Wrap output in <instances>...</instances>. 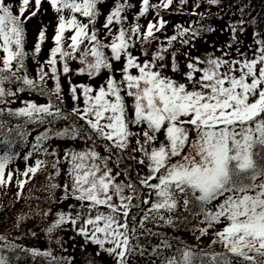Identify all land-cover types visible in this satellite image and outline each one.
Here are the masks:
<instances>
[{"label":"snow or ice","instance_id":"snow-or-ice-1","mask_svg":"<svg viewBox=\"0 0 264 264\" xmlns=\"http://www.w3.org/2000/svg\"><path fill=\"white\" fill-rule=\"evenodd\" d=\"M44 2L34 0L35 10H30L33 0H19L13 11L11 0H0V104L10 103L8 97L25 91L48 97L45 104L22 101V107L0 109V145L6 146L0 154V186L12 181L13 172L6 173V169L18 158L12 151L17 139L27 142L30 131L25 126L47 124L24 157L25 171L17 170L16 174L34 177L48 166L49 161L42 159L28 165L34 153L53 157L51 167L57 175L59 165L65 162L69 183L63 185L64 199H74L81 209L75 215L59 212L47 228L48 234L71 225L77 235L98 246L97 255L102 251L115 264H127V256L133 251L130 233L136 232L129 226L130 220L135 221L130 213L136 208L144 213L139 227L149 234L145 221L179 227L200 218L198 222L205 227H193L192 234L199 232V240L209 236L211 230V244L223 248L221 252H197L181 241L162 264H264V40L256 41L259 47L253 59L243 53H239L243 59L238 60L214 56L201 59L184 53L186 71L181 72L182 80H177L164 73L168 67L164 61L168 48L178 36L188 34L189 28L177 26V34L167 38L168 47H160L141 62L130 49L136 46L137 38L141 43L158 39L154 29L158 32L165 27L163 19L149 22L143 33L139 24L126 29L122 13L131 5L116 3L98 28L102 14L99 6L104 0H46L58 19L54 46L47 60L38 62L37 76L32 78L25 67V25L37 16ZM172 2L166 0L163 7L167 9ZM150 7L160 6L142 0L139 17L145 16ZM113 25L119 26L115 35ZM45 31L42 28L38 34L33 59L42 51ZM198 32H192V36ZM181 43L189 45L191 40L182 39ZM143 55L148 57L146 51ZM72 60L81 65L76 75L92 79L102 72L107 75L99 86L73 84L69 79L72 107L65 110L60 78L73 72L69 64ZM122 60V67H115ZM171 61V70L180 72L175 52ZM49 73L51 89L45 86ZM6 84L17 87L13 91ZM5 116L22 119L23 124L9 126ZM57 121L68 123L54 129ZM53 139L80 140L83 147L64 150L61 157L56 148L49 151L46 146ZM127 160L146 171L131 169L124 164ZM122 173L127 182L118 181ZM26 182L16 181L20 188ZM48 187L61 185L50 183ZM141 189L147 192L140 203L149 205L151 201L146 210L140 203H132L140 198ZM0 242L10 252L19 248L33 258L51 256L49 251L22 248L4 236H0ZM172 247L165 239L154 253ZM0 264H10L8 256L0 254Z\"/></svg>","mask_w":264,"mask_h":264},{"label":"trees","instance_id":"trees-1","mask_svg":"<svg viewBox=\"0 0 264 264\" xmlns=\"http://www.w3.org/2000/svg\"><path fill=\"white\" fill-rule=\"evenodd\" d=\"M11 3L13 5V11H16L19 6V0H11ZM116 3H124L131 5V7L127 8L122 13V15L125 17L124 27L128 29L132 25L139 24L140 30L143 33L145 31L144 24L141 20V18L143 17H139V15L137 16L138 12L136 11V4L134 0H104V3L99 6L102 14L97 20L96 27L99 28L103 25L106 16L109 14L110 10L115 6ZM149 3L150 5L161 6V4H158L155 0H149ZM180 5H182V8H192L194 10H198L204 15L205 13L209 14L211 12L214 14L218 10L223 9L224 6H229L227 10H224V12L222 13L223 17L230 19L237 18L238 20H242L241 22H251L254 26L257 40H264V0H218V3L216 4L209 3V0H186V3L184 4H181L180 0H173L171 4V6ZM197 5L199 6L197 7ZM161 7L163 8V6ZM161 7H150L148 12L150 11L151 13H153V17L155 19L158 17L159 20H164L163 16H165L166 13L162 10ZM46 9L52 10L50 5L45 0V2L40 8V11L37 13V16L33 17L25 25L27 33L25 41V50L28 52V57L25 61V67L29 76L32 78H36L37 76L38 62L42 64L45 60H47L50 49L54 46L53 37H51L50 34L47 32L46 25L44 24V22H42L41 29L43 28L46 30V38L41 45V53L38 57L33 59L32 52L35 44L37 43L39 34L38 33L35 35V37H33L34 27L36 23L42 21ZM169 9H171L170 11H175L172 7H169ZM30 10H35L34 0L32 5L30 6ZM167 12H169L168 9ZM187 13L191 14L188 11ZM28 14L29 13H26V15ZM65 15H67V13H65ZM193 15H196L199 19L203 18L199 14ZM137 17H139V19H137ZM171 17L173 18V21H170L169 23L166 22L165 27L163 29L158 32H156L154 29L155 35L158 37V39L152 40L151 43H141L140 39L137 38L136 46L130 49L133 55L137 57L146 58L143 55V53L146 51L148 53V57H151L152 53L157 51L160 47H168L167 38H170L177 32V26H179L180 29H183L180 23H176V20L180 16L175 14ZM112 27L113 34L115 35L119 26L113 25ZM100 35L103 36L104 32H101ZM110 38L111 37H109V39ZM153 43L158 45L157 50L155 48H152ZM179 44L180 43L176 40L173 42L172 46L168 48V52L170 53V59L171 54L173 52H175L176 56L178 57ZM107 51L108 50H106V52ZM108 54H110V52H108ZM2 56L3 52L0 51V57ZM123 62L124 61L122 60L121 62L116 63L115 67H122ZM164 63L167 64V59L164 61ZM69 64L70 67L73 69V72L69 73L68 76L62 75L60 78L65 100V103L62 105V107L65 110H70L72 107V101L69 93V80L67 79L69 75L79 76L86 82L84 84H90L93 86H99L100 84L104 83V80L107 75L106 73L102 72L101 75L96 77L95 79L89 78L87 75H76L74 74L75 71L81 67V65L78 63V60L69 61ZM45 71H48L46 66ZM102 75H105V77H103ZM117 78H119V74H117ZM45 86L48 89H51L53 87L51 73H49V78ZM5 87L11 88L13 91H15L17 85L6 84ZM28 95L33 96L35 98V102L38 104H45L48 102L47 96H41L38 92L35 91H25L23 93H18L17 97H8L10 103L0 104V109H16L22 107V101H28L27 99H25V97H27ZM4 119L8 120L9 126H14L15 124H23L22 119L9 118L7 116H5ZM67 123L68 122L66 121H57L52 127L54 129H62L67 125ZM25 127L30 131V135H28L27 137V142H21L17 139L14 148H21L24 146L30 147V144L34 142L35 136L40 132H43L45 128L48 127V125L45 124L37 127L29 124ZM13 137H15V133H13ZM63 142L72 141L53 139L48 141L46 146L49 148L50 151L52 150V148H56L57 151L61 153L59 144ZM73 142H79L80 144H83V141L80 140ZM5 150L6 146L0 145V152H4ZM50 158H52V160L54 159L51 156ZM124 164L129 165L130 168L133 170H137V165L135 164V161L127 160L124 162ZM124 164H122L121 167H123ZM59 168V175L56 174V169L54 173L52 172V174L50 175L52 177V180H49L50 176L48 178L41 177L38 183L36 184L35 188H30V194L28 196H23L17 199V197H14L13 187L11 191L5 190L3 194L0 195V236H4L7 241L20 245L22 248H36L41 252L49 251L52 253V256L49 257L37 256L33 258L30 254L21 251L19 248L14 252H10L6 248H4L3 242H0V249H3L2 253L0 254L8 256L10 264H66L67 261L63 256V248L61 246L63 239L60 234L61 230L64 229V225L60 228L55 229L51 234L47 233V228L57 218L53 216V211L57 212L56 207L58 206V204L65 200L63 192V185L65 184V180L62 177L65 172V162L62 161L59 165ZM50 183H56L58 185H61V187L56 189H50L48 187ZM137 187H139V185H137ZM146 192V189H141L140 198L134 199L132 203H140L141 200L145 198L144 193ZM150 203L149 205H144L140 203V206L141 208L146 210L148 207H150ZM143 214L144 213L142 211L136 208H133L132 212L130 213V217L132 215H135V221L132 222L130 220L129 226L130 228L135 227L136 232L135 234L130 233V245L132 246L133 251L127 256V264H162L164 257L175 253L176 247L180 246L181 241H183L184 244L190 245L192 249L197 252L200 249L216 252L223 251L221 245L211 244V241L214 238L213 236H211V239L206 246L201 245L197 241L196 236H198V232L194 236L192 234L191 229L193 227H198V218L191 219V223L187 224V226L181 224V226L179 227H169L163 222L153 223L150 221H145V228L150 230L151 233L149 234L148 231H145L144 229H141L139 227V221L142 218ZM21 217H23V219H20ZM33 233H35V235H33ZM165 239L169 243H171L173 247L171 249L160 248L158 254L154 253V250L157 249L159 245H161V241ZM44 244L45 246H48L45 247V250L42 249ZM17 256L20 257L19 260L16 259ZM53 257L57 259L54 260Z\"/></svg>","mask_w":264,"mask_h":264},{"label":"rangeland","instance_id":"rangeland-1","mask_svg":"<svg viewBox=\"0 0 264 264\" xmlns=\"http://www.w3.org/2000/svg\"><path fill=\"white\" fill-rule=\"evenodd\" d=\"M141 1L142 0H135V3L139 4ZM42 20L44 24L46 25L47 32L50 33V36L52 35L53 37L55 34L57 22H58L57 14L55 15L53 12H48L42 18ZM150 20H151V16L147 15L144 22L148 23ZM215 23H216L215 26L213 28H210L211 31L206 37L199 38L197 35L192 36V32H189L183 37V39H190L191 43L189 45H183L180 41V44L178 45V57L176 56L177 63L180 68V72H173L171 70L172 62L170 59V53L168 52V55H167L168 67H166L167 69L164 70V73L166 75H169L177 80H182L181 72L186 71V68H185L186 58L184 56V53H188V55L191 57H200L201 59H205L208 56L222 57L228 60L243 59V56H241L239 53H243L249 59L254 58V53L259 46L256 43L257 40L255 38V29L251 22H241L239 19V27H237L236 25L232 26V24L223 23L219 20H216ZM41 26L42 24L40 22L38 24L37 23L35 24L33 37H35V35L40 32ZM234 26L236 28L235 32H233ZM146 28L147 27H145V30ZM176 34L177 32L175 33V35ZM219 37H223V38H219ZM179 39L180 37L178 36L177 41ZM152 48H155L157 50L158 45L153 43ZM225 53H227L228 55H225ZM139 58H140V61L142 62L143 60L150 58V57H146V58L139 57ZM133 72H135V70H133ZM102 76L105 77V75H102ZM67 79L68 80L71 79V82L73 84L86 83L79 76L69 75ZM59 146L61 150L60 156L62 157L64 150H67L69 148L78 150L83 147V144L72 141V142H63L59 144ZM133 155L138 156L139 154L133 153ZM36 159H42V158H35L32 161L27 162V164L33 165ZM22 165L26 166L25 163H22ZM136 165H137V171H141L142 173L146 171L145 169H143L142 166L138 164ZM67 167L68 166L65 163V169H64L65 172H64V175H62L63 179L65 180V184L69 183V179L66 175ZM52 170L54 173L55 169H52ZM39 174H42V176H44L45 178L48 177L47 176L48 172L43 170L42 172L37 173L34 177L29 176L28 183H35ZM118 181L127 182V178L124 174H121L118 177ZM29 190L30 188L28 190H25L22 196L16 193H14V195L15 196L17 195V199H19V197H23L25 194H26L25 196H28L30 194ZM126 194H132V193L126 192ZM56 208H57V212L53 211L52 213L55 218L57 217V214L59 212L72 213L73 215H75L76 212L81 210L79 206V202L71 198L68 200H64L63 202L58 204ZM199 219L200 218H198V221ZM198 227L202 228V227H205V225L200 224L198 222ZM60 234L63 239L61 246L63 248V254H64L63 256L65 257L67 261L66 264H115L114 259L110 257L109 255H107L106 253L100 251L99 255H97V252L99 251L98 246L86 242L83 239V237L76 234V232L72 229L71 225L65 224L64 229L61 230ZM198 236H199V232H198ZM211 236L212 235L210 231L209 236L201 237L197 241L201 245L206 246L209 243ZM45 247H48V246H45L44 244L42 249L45 250ZM51 256H52V253H51Z\"/></svg>","mask_w":264,"mask_h":264}]
</instances>
